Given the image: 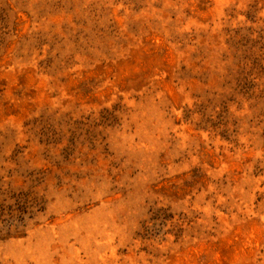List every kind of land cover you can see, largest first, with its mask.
<instances>
[{
	"label": "rangeland",
	"instance_id": "rangeland-1",
	"mask_svg": "<svg viewBox=\"0 0 264 264\" xmlns=\"http://www.w3.org/2000/svg\"><path fill=\"white\" fill-rule=\"evenodd\" d=\"M0 264H264V0H0Z\"/></svg>",
	"mask_w": 264,
	"mask_h": 264
}]
</instances>
